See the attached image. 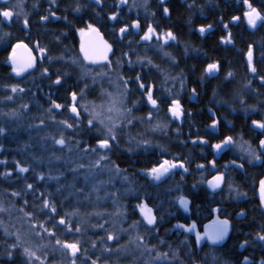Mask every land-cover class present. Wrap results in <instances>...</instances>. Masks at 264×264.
Returning a JSON list of instances; mask_svg holds the SVG:
<instances>
[{
    "label": "trees",
    "instance_id": "obj_1",
    "mask_svg": "<svg viewBox=\"0 0 264 264\" xmlns=\"http://www.w3.org/2000/svg\"><path fill=\"white\" fill-rule=\"evenodd\" d=\"M82 1L84 2L79 3L80 10L74 11L76 7H72V3L68 0H59L58 8L45 4L41 0L38 11L33 12V8L30 11L33 17L30 32L24 33L22 27H8L1 22L5 30L9 32L7 42L9 44L17 40L32 42L37 38L43 44L45 39L37 34L41 28L36 26L39 24V12L45 10L46 6L50 11H55L58 18L60 17L56 20L52 17L46 25L45 29L50 33L49 41L61 33L72 34L83 26L85 21H91L114 46L113 56L126 53L132 60L133 51L139 52L146 47V44L140 40V36L143 35L149 23L156 28L157 32L172 31L177 39L162 46L163 53L167 52L169 55L163 54L160 58L155 53H150L149 56L144 54L146 58L151 59V65H147L145 61L139 68L134 66L133 70H128L123 67V71L129 81L127 104L131 106L135 102L134 117L136 119L141 120L142 117L146 120L144 118L146 113L152 109V106L147 103L146 96L143 95L146 90L139 89L138 83L134 82L139 74L143 77V83L153 86L154 98L157 99V108L161 113L167 111L172 99L179 100L184 113L183 124L175 123L167 131L159 134L153 132L151 134L148 131L136 133L131 138L135 144L130 145L129 155L121 150H115L113 159L125 168L127 161H129L128 164H134L133 167L128 165V168H131L130 171L140 168L136 166V161L141 158V152H144V169L148 168L154 156L168 159L175 157L176 160L183 161L187 171H177V178L173 184L189 202L186 212L180 209L179 204L173 203V186H169V183L167 185L162 183L158 189L152 186L145 187L144 194L146 202L158 216L160 227L158 236L160 241L165 242L161 246L175 247L186 264H219V262L242 264L245 257L248 258L249 264H255L258 258L264 259V242L256 239L257 234L262 233L264 229V212L259 207L257 196L260 181L264 180V162L253 161L249 156L244 158L235 153L233 148L224 151V154L216 159L211 147L213 143L232 137L235 144H247L258 155L264 152L259 146V141L264 139V130L255 128L252 124L253 120H264V84L260 80V77L264 76V24L255 31L249 28L244 17L247 10L244 0H166L164 5H161L159 0H148L146 15L138 13L135 16L134 12H129L124 5H120L122 11L116 21H110L108 15L117 11V0H103L102 5L91 3L90 0ZM248 2L258 11L264 12V0H248ZM193 3L195 6L189 7ZM164 7L169 8L168 15H164ZM65 17L67 19H64ZM233 17L238 19L233 20ZM134 20L139 21L140 29L129 27L125 34H120L119 28L131 25ZM201 26L206 29L203 34L199 32ZM31 32L33 33L30 34ZM125 41H128V44ZM250 45L253 49V64L257 74L251 73L247 65V52ZM2 47L0 46V82L6 83L11 77L5 76L9 74L5 66L8 51L4 50L6 47L1 49ZM210 63H217L218 71L211 74L205 73L204 69ZM229 72L232 73L231 76L228 75ZM173 77H176L177 82L175 81L172 85L169 80ZM73 78L67 77L59 86L54 87L49 84L48 87L50 100L61 104L63 109L71 101L69 95L73 91L77 93L78 88L74 85ZM6 79L8 81H5ZM194 88L195 94L192 92ZM214 120L216 126L212 127ZM138 128L141 127L138 126ZM171 128L176 129L177 132L174 134ZM140 139L148 142L145 144L144 151L137 149ZM17 140L21 145L24 142H21L19 138ZM201 140L205 143H200ZM14 150H17L14 146L10 147L9 152L16 154ZM1 154L3 155V152ZM8 154L5 156L8 163L12 159H17V155L12 158ZM229 159L238 162L237 165L227 166ZM8 163L5 167L0 165V173L14 170ZM240 164L243 168L238 167ZM199 165L204 166L200 169ZM222 170L227 171V183L221 193L213 195L205 188L204 180ZM12 178L15 183L7 184V178L0 176V187L21 192V185L16 184L17 177ZM29 183L38 186L30 176L26 179V184ZM229 183L233 190L229 189ZM237 190L242 195L237 196ZM32 200H28L31 204L29 211L33 213L34 218H43L42 210L39 208L40 200ZM130 208L132 207L129 206L127 210L130 211ZM174 209L175 215L172 213ZM241 211L245 215L236 219ZM173 217L176 222L192 221V225L195 224L200 231L205 230L206 226L212 225L217 219H228L232 223V231L227 241L219 247H210L206 243L198 247L195 237L180 234L178 230L171 231V228L167 227L174 223L171 221ZM53 231L56 238L67 242L75 241L71 238L76 236L83 241L88 240L89 243L95 239L98 241V236L94 239L84 238L82 235L89 237L86 236L85 229H82L81 234H69L62 231L59 226L53 228ZM3 239V230L0 229V264H26L27 257L22 255L23 245L19 249H12L14 255L12 259H9ZM182 241H185V244ZM245 241L247 243L241 247L240 245ZM7 242L8 244L15 242V236L8 237ZM92 248V246H81L82 252L84 249L87 250L86 255L90 256V261L95 254L92 253L93 251L90 252ZM39 251L37 254L43 259L44 253L40 254ZM54 252L58 253V251ZM62 254L65 253L61 251ZM61 255L53 260L49 255L46 264H61ZM214 256L216 260L213 259ZM36 264H39V261Z\"/></svg>",
    "mask_w": 264,
    "mask_h": 264
},
{
    "label": "rangeland",
    "instance_id": "obj_2",
    "mask_svg": "<svg viewBox=\"0 0 264 264\" xmlns=\"http://www.w3.org/2000/svg\"><path fill=\"white\" fill-rule=\"evenodd\" d=\"M41 0H19L23 7L24 13L29 17L30 11L33 8V12L38 11V5ZM45 4H48L52 7H59V0H57L56 6H53L50 3V0H43ZM72 3V7L77 5V3H83L82 0H68ZM91 3H94V0H90ZM12 4H16L18 0H11ZM90 3V4H91ZM137 3H142V0H137ZM95 4V3H94ZM132 4V0H128V4L124 5L126 10L129 12H134V15L137 16L139 14L146 15L147 10L144 7H135L129 10L128 5ZM35 5V7H33ZM28 6V7H27ZM29 8V9H28ZM19 11V9H16ZM41 10L39 14H44ZM250 11V10H247ZM260 12V11H259ZM264 15V12H260ZM52 19V16H49ZM60 18V17H59ZM58 18V19H59ZM246 19V18H245ZM23 17L20 18L18 22L16 18H13V21L9 23V25L13 24V27L19 28L23 26L22 24ZM2 23L6 24L3 21H0V46L4 45V47L8 46L9 42H7L6 38L9 37V32L5 30V27L2 26ZM248 23V22H247ZM264 21L257 28L259 29L263 25ZM90 23H86L82 29H84V33L88 31L87 25ZM249 26V24H248ZM79 28V29H81ZM256 29V30H257ZM255 31V30H254ZM165 32V31H164ZM7 33V36L3 34ZM161 33V32H157ZM65 36V33H63ZM76 37L78 48L80 47L81 34L78 29L76 30ZM63 42L60 44L61 55L63 57L62 68L67 69L66 72L62 73L63 79L68 76H75L72 80L74 81V85H77V101L76 105L78 111L80 112L79 120L82 122L81 132L84 134L81 136L74 137V139L81 140L84 144H90L92 146H96V141L90 138V135L87 132V121H88V112L84 111L80 105H88L89 109H91L92 104H101L103 101H106V97L101 96V91H109L116 92L117 89L119 91L124 92V86L122 83H118V78L123 76L127 79L123 71V67H126L128 70H133L134 66L141 67V63L137 62L138 57H145V55L149 56L150 53H155L158 57H162L163 49L161 47L164 44L163 41L157 42L156 37L154 36L151 41H143L146 44V47L138 51H133L132 58L128 55H117L113 56L110 61L113 65L112 70H109L106 65L108 62L93 66H87L82 60L79 51H76L72 48V42L69 38H62ZM128 44V41H125ZM170 42V41H168ZM8 43V44H7ZM11 44V43H10ZM9 44V45H10ZM6 45V46H5ZM2 47L1 49H3ZM40 52V51H39ZM78 58L80 65H83L85 70H90L91 75L82 76L81 67L79 65H74L71 63V58ZM53 58V57H52ZM254 60V56H253ZM50 61V59H49ZM49 61H47L49 63ZM56 61V60H55ZM120 61L119 64L116 62ZM129 61L132 62V66H129ZM6 64L9 65V75L11 77L9 83L0 82V127L5 128L4 134L0 135V161L6 160V155L8 154L10 157H16L17 159H12L8 165H11L14 170H8L12 172V176L7 180L6 183H15L12 181V177H17L16 184L21 185L22 191L21 195L18 197L11 196V192L9 189H4L0 187V198L4 200L5 205L12 204L14 207L11 209L10 213H0L1 218L5 225L9 227L10 232H19L21 234L22 240L25 242L23 246H29L33 250H36L37 245H47L46 248L41 249L39 253H47L48 257L50 255V259H58L61 255V250L55 245L56 237L50 236L45 228L53 231V225H58V221L61 217H65V213H71L74 210H79L78 216L65 217L66 219H71L73 227L77 224L81 226L82 229H85L86 236L82 235L84 238L89 239L96 238L92 240L90 243L88 240L83 241L82 238L76 236L71 238V240L79 239L81 241V246L85 245L91 247L93 243L98 242V245L95 246L94 250L90 249V252L95 253L92 260L98 259V264H144L146 259H149V254L144 252L141 255V250L137 249L135 245H129L128 248L124 251H118L119 246L128 245L130 235H136L137 230H133L131 233L121 232L120 229H128L133 222L140 221L143 222V216L141 215L140 208L137 205L143 203L147 205L142 199L141 196H138L136 191L137 182L131 178L132 175L125 167L120 166L113 159V154L115 150H121L123 153H128L131 150L130 145H134L135 142L131 141L133 135L138 133L136 130L143 129L144 131L152 132L154 134H159L160 132L167 131L171 126V122L174 120L172 114L169 112V107L166 112H160L158 108L151 109L152 111V119L149 122L147 119L141 117L140 119H136L134 116V103L131 106H128V93H129V84L128 90L125 96L126 107L131 108V118L132 123L129 124L127 120L123 121L122 126H120L116 134L118 136L117 141H110L114 145L110 152L104 153L109 158L107 162L102 161L100 167H91L90 165L95 162L98 158L97 155H93L92 153L84 154L82 150H78L75 147L73 142H70V146L73 148L71 152L68 151L67 148H63L61 150L60 145H56L52 139V137L60 138L61 131H66V135L71 136L72 130H65L64 126L59 124L61 120H68L70 123L75 122V116L69 112L68 107L71 105L70 103L64 107V109H52L51 112H48L49 107L51 106V100L48 99L49 91H45L46 87L43 86L46 77L41 75L42 68H38L34 72L26 75L22 78H17L18 76L11 71V62L9 60L6 61ZM50 64V63H49ZM149 65V64H147ZM56 68V67H54ZM97 72H104L105 75L102 77H96L95 82H93V75ZM67 73V75H64ZM13 77V78H12ZM128 80V79H127ZM176 77L171 78L169 82H172V85L175 84ZM177 82V81H176ZM18 85L21 88H24L25 91L23 93L11 92V86ZM87 85V87H85ZM171 86V85H170ZM49 89V88H48ZM12 96L11 100L5 99L6 96ZM70 96V95H69ZM71 97V96H70ZM22 104H28V108L24 109L21 107ZM12 110H15L16 115H5V113H10ZM149 111L146 115L149 114ZM145 118V117H144ZM43 120V124H40V121ZM157 123H161L166 125V127H162L159 129H155V125ZM20 139L23 144H19L17 139ZM139 141L138 147L143 149L145 147V143H141ZM243 144L234 142L230 144L235 150V153L243 156L244 158H248L247 152L241 150V146ZM248 146L247 144H244ZM9 146V147H7ZM16 152L14 154L10 151V147H13ZM6 147V149H4ZM252 149V148H251ZM253 150V149H252ZM264 151V149H262ZM3 152V155L1 154ZM256 152V151H255ZM56 157H60L57 159ZM166 159H161V162L153 167H159V165ZM19 161L21 166L29 167V171L27 173H18L15 170V162ZM256 161V160H253ZM83 163L85 165L84 168H80L79 165ZM233 164V163H232ZM3 167L7 166L5 164ZM119 168V173L116 172V167ZM149 168L144 172V175L149 178L152 183H157L159 180H154L151 175H149V171L153 168ZM44 175L45 179L41 181L38 179L39 175ZM168 178H164L161 181L164 185L169 183V186H173V203L179 204V197H184L181 195L177 188H175L173 181H171V176L175 174L169 173ZM32 177L34 182L38 184V186H34L33 190L26 189V179L28 177ZM49 176L59 177V180L56 179H48ZM168 176V175H166ZM87 177V179H86ZM103 182V183H101ZM261 182V181H260ZM93 185H96L98 191L93 192ZM25 187V189L23 188ZM229 189L233 190L231 184L229 183ZM59 189V191H58ZM43 193L49 200L50 203H54L56 209V213H51L50 209H41L43 204V200L38 197ZM115 193L116 195H111ZM87 197V198H86ZM35 199L36 201L40 200L39 208L42 210L43 218H34L33 213L29 211L31 204L28 203V200ZM141 199V200H139ZM56 200V202H55ZM27 201V203H25ZM115 201V203H114ZM34 201L32 200V203ZM130 202V204H128ZM130 211L127 210L128 207ZM58 207V208H57ZM23 208L24 211L21 212L20 209ZM147 208L145 212H147ZM117 210L123 213L122 216L109 215L115 213ZM44 211V212H43ZM59 211V213H58ZM25 213H31L30 217L25 216ZM89 213H93L92 215H88ZM94 213H101V216H97ZM49 216L53 217L49 222ZM121 221H123L121 223ZM44 224V228L40 227V224ZM97 223L104 224L105 228H94L92 225ZM32 224H35L36 227L33 229L31 227ZM158 224V223H157ZM62 231H65L64 226H59ZM151 227L142 223L138 229V232L141 235H145V229ZM111 232L114 236H117L118 243L114 241H107L106 236ZM39 233V235H37ZM159 230L158 227H151V233L146 235V242L148 246L151 247L153 245H157L158 251L161 252H169L170 248H164L161 246L160 239L158 236ZM185 244V241H182ZM105 247H110L113 249L112 251H104ZM178 251L177 249L171 248ZM54 251H58L54 252ZM60 253V255H59ZM179 262L173 261V264H186L183 257L179 255ZM155 255V252L152 253ZM62 259H60L61 264H69V259L65 254H62ZM80 257L77 259V264H83L84 255L78 253ZM90 257L89 255H87ZM169 260H172L171 256H169ZM260 261V260H259ZM259 261L257 264H259ZM91 261L88 260L87 264ZM163 264H167V262H163ZM197 264V263H193ZM221 264V262H219ZM225 264V263H223Z\"/></svg>",
    "mask_w": 264,
    "mask_h": 264
},
{
    "label": "snow or ice",
    "instance_id": "obj_3",
    "mask_svg": "<svg viewBox=\"0 0 264 264\" xmlns=\"http://www.w3.org/2000/svg\"><path fill=\"white\" fill-rule=\"evenodd\" d=\"M103 0H94V3L96 5H102ZM50 3L53 6H56L57 4V0H50ZM159 3L161 5H164L166 3V0H159ZM244 3L246 5V7L248 9H250V11H246L244 13V17L247 19V22L249 25L255 26L257 20H261L264 21V15H262L259 11H257V9L253 8L251 4H249L248 0H244ZM128 4V0H117V11L111 13L110 15H108V19L110 21H116L119 19V13L120 11H122V9L120 8V5H127ZM147 5H148V0H142V3H137V0H132V4L128 5L129 10H131L132 8L135 7H144L145 10H147ZM194 3L193 5H190L189 7H194ZM33 7H35V5H33ZM80 5L79 3H77L76 8L74 9V11H79L80 10ZM16 9H19V11H16ZM163 13L164 15H168L169 14V8L168 7H164L163 8ZM56 13L55 11H49L47 15H41L40 16V20L41 21H46L49 19V16L55 17ZM154 15V14H153ZM16 18V20L19 22L20 18L23 17L22 20V24L24 28H28L29 27V19L26 13H24L23 11V7L21 5V3H19V0L16 4H12L11 0H0V21L3 22H8L11 23L13 21V18ZM64 19H67L66 17ZM238 19V17H233V20ZM130 28L132 29H140V23L139 21H133L131 23V25H125L124 27L119 28V32L121 34H125L127 32V30ZM211 27V26H209ZM225 27H227V25H225ZM88 28V32L90 37H96L98 38L94 43L89 44L88 46L85 45V43L83 42V40L81 41V45H80V52L83 54V60L84 61H88L92 64H98L100 61H108V53L113 51V47L112 45L108 44L106 41H104L102 38L100 37L99 31L96 27H94L92 24H88L87 25ZM79 33L81 34V36H84V29H78ZM206 31L205 27L201 26L199 28V32L201 34H203ZM138 34V32H137ZM4 36H7V33L3 34ZM156 37L157 42L159 41H163L164 44H167L168 41L171 40H176L177 37L172 33V31H166V32H161V33H157L156 28L153 27V25L151 23L148 24L147 29L143 32V35L140 36V40L141 41H151L153 39V37ZM2 38V37H0ZM230 40V37H229ZM227 42V41H226ZM37 47L39 48V44H37ZM18 48L24 49L27 52V45L20 43V44H16L13 45V51L12 54L9 55L8 60L11 62V71L12 73H15L16 76H20L21 73L27 72L28 69L34 68L35 66V61L32 58L31 54L29 53L26 59L20 60L18 59L17 55H16V50ZM42 53L44 52L43 48L39 49ZM162 50V47H161ZM124 55H127L126 53ZM164 55H169L167 52L164 53ZM50 60L54 59L52 57H49ZM55 59H63V57H59V58H55ZM145 61L147 62V64L151 65L152 61L149 58L146 57H138L137 58V62L141 63L142 65L145 63ZM71 63L74 65H79L81 67V74L82 76H88L91 75V71L90 70H85L83 65H80V62L78 60V58H71ZM117 64L120 63V61L116 62ZM129 66H132V62L129 61ZM247 65H248V69L251 73L253 74H257V69L256 67H254L253 64V49L252 46H249L248 52H247ZM106 67L109 70H112V63L109 61L106 65ZM218 64L217 63H210L207 65V67L204 69L205 73L211 74L213 72L218 71ZM49 73V69L48 68H44L42 69L41 75L43 76H47ZM64 75H67V73H65ZM105 73L104 72H97L95 73V75H93V82H95L96 77H102L104 76ZM229 76L232 75L231 72L228 73ZM166 79H168V77H166ZM143 77L140 76L139 74H137V76L134 79V82L138 83L139 89L141 90H146L143 92V95L146 96L147 99V103L149 105L152 106V109H156L158 107L157 104V99L154 98V93H153V86L150 84H145L142 82ZM261 83L264 84V76L260 77ZM128 80L125 79L123 76H120L118 78V83H122L124 86L125 91L121 92L119 91V89H117L116 92H109V91H105L102 90L101 91V96L102 97H106V101H103L101 104L97 105V104H92L91 105V109H89L88 105H80V107H82L84 109V111L88 112V121H87V132L90 135L91 139H94L96 141V146H92L90 144H84L81 140L79 139H74V137L77 136H81L84 133L81 132V128H82V122L79 120L80 117V112L78 111L77 105H76V101H77V93L75 91H73L70 95H71V100L73 101V104L69 105L68 110L70 113H72L76 120L75 122H69L68 120H61L59 121V124L64 126L65 130L71 129L72 130V134L71 136L66 135V131H61L60 133V138H56V137H52L54 143L56 145H60L61 146V150L63 148H67L69 152H71L73 150V148L70 146V142H73L75 144V147L78 150H82L84 154H88V153H92L93 155H97L98 154V158L95 160V162L93 164H91V167H100L101 166V162H107L108 161V157L107 155H105L104 153L106 152H110L112 150V148L114 147V145L112 143H110V141H117L118 140V136L116 134L117 129L122 126L123 121L127 120V122L129 124L132 123V118H131V112L132 109L126 107V100H125V96L128 90ZM62 83V75L57 73L56 75V79L53 81V84L55 85H60ZM85 87H87V85H85ZM25 91L24 88L19 87L18 85H12L11 86V92L12 93H16V92H21L23 93ZM193 94L196 93V89L194 88L192 90ZM13 97L12 96H6L5 99L11 100ZM243 102V101H242ZM22 108L27 109L28 108V104H22L21 105ZM61 109L62 105L59 103H56L55 100H52L51 102V106L48 109V112H51L52 109ZM169 112L172 114L173 117L179 118L182 114V110H181V105L179 100L177 99H172L171 101V105L169 106ZM253 111H255V109H253ZM5 115H12L15 116L16 112L15 110H12L10 113H5ZM152 111H149L148 114V121L151 122L152 119ZM40 124H43V120L40 121ZM252 124L255 126V128L258 129H262L264 130V120H253ZM216 126V121H213L212 127ZM162 127H166V125L161 124V123H157L155 125V129H159ZM5 132V128L0 127V135L4 134ZM145 144H147V141H141ZM193 143H195V141H193ZM200 143H205V141L201 140ZM233 143V138L232 137H226L224 141H222L221 144H213L212 147L216 150H220L222 145L227 146ZM260 148L264 149V139L260 140ZM2 150V149H0ZM241 150L242 151H246L247 155L253 159V160H261V162H264V160H262V156H264V152H262L261 154H257L254 150L251 149L250 146H245L242 145L241 146ZM57 159H59L60 157H56ZM7 161L3 160L0 161V164H5L7 165ZM233 164H235V161L232 162ZM80 168H84L85 165L83 163H81L79 165ZM183 168L184 171H187V168H185L184 164L182 162L180 163H176L173 161H169V160H164L159 167H153L150 171H149V175L152 176V178L154 180H160V178L162 176H164L166 173H169L171 169L174 168ZM198 167L203 168V165H199ZM238 167L243 168V165L240 164L238 165ZM15 170L18 173H27L30 169L29 167H25V166H21V163L19 161L15 162ZM119 168L118 166L116 167V172L119 173ZM0 176H4L5 178H10L12 176V172L10 171H5L3 173H0ZM38 179H40L41 181H43L45 179L44 175H39ZM48 179H56L59 180V177H53V176H49ZM87 179V177H86ZM224 180V177L222 175H218L216 177H213V179L211 181H208V184L211 188H213L214 190L220 187L221 182ZM103 183V182H101ZM26 189L28 190H33L34 191V186L33 184H26ZM59 191V189H58ZM93 192L98 191V188L96 185H93L92 188ZM260 199H261V205L264 206V180H261L260 182ZM21 193L19 191H12L11 192V196L13 197H18L20 196ZM111 195L115 196V193H112ZM237 196L242 195L238 190L236 192ZM39 199L43 200V204L41 206V209H50L51 213H56L57 209L54 203H50V200L43 194L41 193V196L38 197ZM87 198V197H86ZM179 203L181 206H183L185 208V210H187V206H188V200H186L184 197H179L178 198ZM25 203H27V201H25ZM115 203V201H114ZM14 207V205L9 204V205H5L4 200L2 198H0V213H10L11 209ZM137 207L140 208L141 211V215L143 216V222L140 221H136L133 222L132 225L129 226L128 229H123L121 228L120 231L121 232H127V233H131L133 230H137L136 231V235L131 236L130 235V239L128 242V245H124V246H119L118 247V251H124L128 248L129 245H135V247L139 250H141V255H143L144 252H147L149 254V259H146L144 261V264H163V262H167V264H173V261L179 262V256L177 254V252L173 249H171V246H169L170 251L169 252H161L156 250L157 249V245H153L151 247L148 246V243L146 242V235L151 233V227H148L145 229V235H141L138 232L139 227L141 226L142 223L146 224L147 226H152L155 227L157 224V217L155 215L152 214V209L148 208L147 212H145V209L147 208V205H144L143 203L137 205ZM21 212L24 211L23 208L20 209ZM213 211H218V209H213ZM93 213H89L88 215H92ZM97 216H101V213H94ZM32 214L31 213H25V216L30 217ZM79 215V210L76 209L71 213H65V217H72V216H78ZM109 215H116V216H122L123 213L120 212L119 210H117L115 213L109 214ZM239 216H243L245 215V213L243 211H241L240 213H238ZM65 217H61L58 221V225L59 226H64V229L67 233L72 234H81L82 233V228L79 224H77L75 227H73L72 221L71 219H66ZM53 217L49 216V222L52 220ZM123 221H121L122 223ZM229 220L228 219H217L216 221L213 222L212 225L206 226L205 228V232L204 235L202 236L200 233H196V243L199 245L201 243V241L206 237L208 241H210L213 245H216L220 242H222L225 237L228 235L229 232ZM31 227L33 229H35L36 225L32 224ZM41 228H44V224L41 223L40 224ZM53 227H57V225H53ZM92 227L94 228H100V229H104L105 226L104 224L101 223H97L95 225H92ZM177 229H183L185 232H192L195 230V224L191 225L190 227H185V225L183 224H177L175 226ZM0 229L3 230V235H4V239H3V243L6 245L5 251L6 254L8 256L9 259L13 258V251L12 249H19L21 248L22 245L25 244V242L22 240L21 234L17 231V232H10L8 226H6L4 224V222L2 220H0ZM45 231H47L49 233L50 236H54L55 232H52L48 229L45 228ZM262 233H264V229H262ZM262 233H258L256 236V239L260 242H264V234ZM37 235H39V233H37ZM10 236H15V242L8 244V237ZM107 241H114L118 243V237L114 236L111 232H109L106 236ZM160 244H164L165 242L163 240H161L159 242ZM247 243V241H245L244 243H242L240 246L244 247V245ZM55 245L58 247L59 250L63 251L65 253V255L68 257L69 259V264H77V259H79L80 257L78 256V253H81L82 255H84V261L83 264H87L88 260H90L91 258L88 257L86 255L87 250L84 249L82 252L81 249V241L79 239L73 241V242H67V241H63L59 238L56 239L55 241ZM95 243H93L92 247L95 248ZM47 245H37L36 250H33L31 247L29 246H23V251H22V255L24 257H27L26 260V264H36L37 261H39V264H46V260L48 258V254L45 253L44 254V258L42 259L40 255H38V251L41 249L46 248ZM113 249H111L110 247H105L104 251H112ZM155 252V255L153 256L152 253ZM169 256H171L172 260H169ZM98 259L96 260H91V264H98ZM214 260H216L217 258L214 256L213 257ZM221 264H223V262H221ZM242 264H249V260L247 257H245L244 261L242 262ZM259 264H264V259H261L259 261Z\"/></svg>",
    "mask_w": 264,
    "mask_h": 264
},
{
    "label": "flooded vegetation",
    "instance_id": "obj_4",
    "mask_svg": "<svg viewBox=\"0 0 264 264\" xmlns=\"http://www.w3.org/2000/svg\"><path fill=\"white\" fill-rule=\"evenodd\" d=\"M41 4H39L38 6H40ZM28 7V6H27ZM253 7V6H252ZM46 9L45 10H43L42 12H44V14H47V12L48 11H50L49 10V8L46 6L45 7ZM247 8V7H246ZM253 8H255V7H253ZM255 9H257V8H255ZM247 10H250V9H248L247 8ZM246 10V11H247ZM258 10V9H257ZM245 11V12H246ZM42 15V13L40 14V16ZM40 16L38 17V19H39V24L37 25V23H36V27H40L41 29V31L39 32V33H37L38 35L40 34V36L41 37H43L44 39H45V42H43V44L40 42V41H38V39L37 38H35V40H33L32 42H26V41H24V40H17V41H14V42H12L9 46H6V48H4V50H7L8 51V53H7V59L5 60V66L7 67V70L9 69V65L8 64H6V61L8 60V57H9V55L10 54H12V51H13V45H16V44H19V43H23V44H25V45H27V47H28V49H29V51H30V54H32V55H34L35 57H36V67L33 69V70H31V71H28V72H26V73H22L20 76H18L17 78H22V77H25L26 75H28V74H30V73H32V72H34L35 70H37L38 68H42V67H46V68H48L49 69V73H48V75L47 76H45L46 77V79H45V81H44V83H41V84H43V86L44 87H46V90L45 91H48V87H49V84L50 85H53L54 87L55 86H59V85H55V84H53V81L56 79V75H57V73H59V74H61L62 75V73H64V72H66V70L67 69H64V68H62L61 66H62V64H60L61 62H63V60L62 59H55V58H59L61 55H63L62 53H61V47H60V44L63 42V39L62 38H64V37H68L70 40H71V42H72V48L73 49H75L76 51H79V54H80V56H81V58H82V60H83V54L80 52V47L78 48V43H77V37H76V31H74L72 34L70 33V34H66L65 33V36H63V33H61L59 36H54L53 38H52V41H49V38L48 37H50V33H48V31H47V29H45L46 28V25H47V23L49 22V20H50V18L48 19V20H46V21H41L40 20ZM58 17L55 15V17H53V20H56ZM28 19H29V27L28 28H24L23 26H20V27H22L23 28V30H24V33H26V32H30L31 30V25H32V21H33V17L31 16V15H29V17H28ZM247 21V20H246ZM86 23H90V24H92L94 27H96L97 29H98V27L96 26V24L94 23V22H91V21H85L84 22V24H83V26L86 24ZM264 24V23H263ZM6 26H8V27H13V24H11V25H9V24H5ZM83 26H81V27H83ZM81 27H79V28H81ZM78 28V29H79ZM99 31V33L102 35V33L100 32V30H98ZM33 32H31L30 34H32ZM88 33V31L87 32H85L84 33V35L85 34H87ZM121 34V33H120ZM103 36V35H102ZM104 37V36H103ZM82 36H81V40H80V45H81V41H82ZM105 38V37H104ZM106 39V38H105ZM85 40H87V38L85 39ZM109 41V40H108ZM37 44H39V48L37 47ZM51 44H53V46L51 45ZM51 45V46H50ZM113 46V45H112ZM40 48H43L44 49V52L42 53L39 49ZM40 51V52H39ZM113 54H114V46H113ZM113 54L111 55V57H110V59L113 57ZM49 57H53L54 59H52V60H50L49 61ZM109 59V60H110ZM56 60V61H55ZM47 61H49V63L47 62ZM84 61V60H83ZM84 63L87 65V66H90V65H88L87 64V61H84ZM54 67H56V68H54ZM91 67V66H90ZM93 67H95V66H93ZM8 73H9V70H8ZM9 75V74H8ZM63 77L64 76H62V82L65 80V79H63ZM68 77H70V76H68ZM72 77H74L75 78V76H72ZM48 94V99H50V96H49V92H47ZM52 94H54V92H52ZM71 96V95H70ZM70 99H71V97H70ZM52 101V100H51ZM70 104H73L72 103V100L70 101ZM62 109V108H61ZM147 117H148V115H146L145 116V119H147ZM174 118V120L171 122V126H173L175 123L176 124H178V125H182L183 124V121H184V113L182 112V114H181V116L179 117V118H176V117H173ZM148 120V119H147ZM145 121V120H144ZM171 130L173 131V133L175 134L176 132H177V130L176 129H172L171 128ZM138 133H141L142 131H143V129H140L139 128V130H136ZM222 141H224V140H221V141H219V142H216V143H213V144H221L222 143ZM212 144V145H213ZM212 145H211V147H212ZM259 146H260V141H259ZM230 148H232V147H230V145H227V146H224V145H222V147H221V149L220 150H216V149H214L213 147H212V149H213V154L216 156V159H218V158H220L223 154H224V151H228ZM137 149H139V150H141V151H144V149H143V146L141 147V148H139L138 146H137ZM261 149V148H260ZM142 154L140 155V159L138 160V161H136L137 162V165L136 166H140V168H138L137 170H132V171H130L131 170V168H128V165H130V167H133L134 166V164H132L131 165V163L130 164H128V162L129 161H127L126 162V169L132 174V175H130L131 176V178H133L137 183V189H136V191H137V193H138V196H141L142 197V199L143 200H145L144 202L147 204V205H149L147 202H146V196H145V194H144V188L145 187H148V186H152V187H156L157 189L161 186V184H162V182L161 181H163L164 180V178L166 177V178H168L169 177V173L171 172V174H175V175H172L171 176V181H174L177 177V175H176V172L177 171H180V170H182V171H184V169L183 168H179V167H177V168H174V169H171L170 170V172L169 173H166L164 176H162L161 178H160V180H159V182H157V183H152L150 180H149V178L147 177V176H145L144 175V172L146 171V170H148L149 168H151V167H153V166H155V165H157L158 163H159V161L161 162V159H166V160H169V161H173V162H176V163H180V162H182L183 163V161H181V160H176V158L174 157V159H168V158H165V157H156V156H154V159L152 160V162H150L149 164H148V168L147 169H144V165H145V160H144V152H141ZM128 155H129V153H128ZM233 161H235V160H232V159H229L228 160V165L227 166H231L232 165V162ZM215 161H213V163H214ZM139 163V164H138ZM237 163L238 162H235V164H233L232 166H236L237 165ZM184 164V163H183ZM184 166H185V164H184ZM204 166V165H203ZM185 168H186V166H185ZM200 169H202V168H200ZM227 171H225V170H222V172L221 171H219V172H216V173H214L212 176H210V177H208L206 180H204V186H205V188L207 189V191H209V193H211V194H213V195H216V194H219V193H221L222 191H223V189H224V187H225V185H226V183H227V176H226V173ZM219 173H222L223 175H224V185H223V187L221 188V190L219 191V192H216V193H213V192H211L209 189H208V187H207V184H208V181L214 176V175H216V174H219ZM166 175H168V176H166ZM147 185V186H146ZM257 196H258V204H259V207H260V209L264 212V209L262 208V206H261V199H260V185H259V187H258V193H257ZM185 199H186V197H184ZM139 200H141V199H139ZM179 207H180V209L181 210H183L184 212H186L187 210H185V208L183 207V206H181L180 205V203H179ZM149 208L150 209H152V214L153 215H155L156 217H157V223H158V216H157V214H156V212H155V210L149 205ZM172 213L175 215V209L174 210H172ZM173 215V216H174ZM174 218L175 217H173L172 219H171V221L173 222L174 221V223H171L172 224V226L170 225V226H167V227H169V228H171V231H174V230H178L179 231V233L181 234V233H183V234H185V235H188V236H190V237H195V239H196V233L198 232V233H200L201 235H203V233L205 232V230H203V231H200V230H198L196 227H195V230L194 231H192V232H185L183 229H177L175 226L177 225V224H183V225H185V227H190L191 225H192V221H189V222H186V221H177L176 222V220H174ZM240 218V216L238 215V216H236V219H239ZM220 220H223V219H220ZM229 222H230V225H231V231H232V223H231V221L229 220ZM156 226L158 227V230H159V224H156ZM155 226V227H156ZM152 227V226H151ZM230 234H231V232H230ZM229 234V235H230ZM229 237V236H228ZM228 239V238H227ZM227 241V240H226ZM204 243H206V241L203 239L202 241H201V243L198 245L197 244V246L198 247H200L202 244H204ZM207 244V243H206ZM208 245V244H207ZM208 246H210V245H208ZM210 247H219V246H210ZM259 260H261L260 258H258L254 263L255 264H257V262L259 261Z\"/></svg>",
    "mask_w": 264,
    "mask_h": 264
},
{
    "label": "water",
    "instance_id": "obj_5",
    "mask_svg": "<svg viewBox=\"0 0 264 264\" xmlns=\"http://www.w3.org/2000/svg\"><path fill=\"white\" fill-rule=\"evenodd\" d=\"M257 11H258V10H257ZM246 20H247V19H246ZM5 23H6V24H9L8 22H5ZM261 23H262L261 20H257L256 25H255V26L249 25V28H250L252 31H254V30H256V29L260 26ZM99 34H100V33H99ZM86 38H87V40H85ZM99 38H102V39H103L104 41H106L108 44L112 45V44H111L107 39H105L101 34H100V37H99ZM97 39H98V38H96V37H90L89 32H88L87 34H85V35L83 36V38H82V40H83V42L85 43L86 46H88V45L91 44V43H94ZM19 44H20V43H19ZM112 47H113V46H112ZM29 53H30V51H29L28 47H27V52H26L24 49H21V48H18V49L16 50V55H17L18 59H20V60L26 59ZM112 54H113V51H112V52H109V53H108V58H110ZM31 56H32V58H33L34 61H35V66H34V68H35V67H36V57H35L34 55H32V54H31ZM106 62H108V61H100L98 64H92V63H90V62L87 61V64L90 65V66H97V65L104 64V63H106ZM34 68L28 69V71H31V70H33ZM28 71H27V72H28ZM24 73H26V72H24ZM21 74H22V73H21ZM72 103H73V101H72ZM75 103H76V102H75ZM218 175H222V176L224 177V175H223L222 173L216 174V175H214L213 177H216V176H218ZM213 177H212L209 181H211V180L213 179ZM223 185H224V180L221 182L220 187L217 188V189H215V190H214L213 188H211V187L209 186V184H207V187H208V189H209L211 192L216 193V192H219V191L221 190V188L223 187ZM260 196H261V194H260ZM261 206H262V205H261ZM262 208L264 209V206H262ZM230 232H231V225H230V223H229V232H228V235L225 237V239H224L222 242H220V243H218V244H216V245H213L210 241L207 240L206 237L204 238V240H205L206 243H207L208 245H210V246H221V245H223V244L226 242V240H227V238H228ZM203 235H204V233H203ZM203 235H202V236H203Z\"/></svg>",
    "mask_w": 264,
    "mask_h": 264
},
{
    "label": "bare ground",
    "instance_id": "obj_6",
    "mask_svg": "<svg viewBox=\"0 0 264 264\" xmlns=\"http://www.w3.org/2000/svg\"><path fill=\"white\" fill-rule=\"evenodd\" d=\"M5 76L9 77L8 74H6ZM5 81H8V79H6ZM6 83H9V82H6Z\"/></svg>",
    "mask_w": 264,
    "mask_h": 264
}]
</instances>
